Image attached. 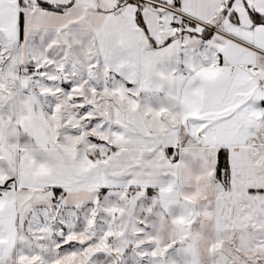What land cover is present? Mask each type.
<instances>
[{
  "label": "snow or ice",
  "instance_id": "6c2138e0",
  "mask_svg": "<svg viewBox=\"0 0 264 264\" xmlns=\"http://www.w3.org/2000/svg\"><path fill=\"white\" fill-rule=\"evenodd\" d=\"M0 264H264V0H0Z\"/></svg>",
  "mask_w": 264,
  "mask_h": 264
}]
</instances>
